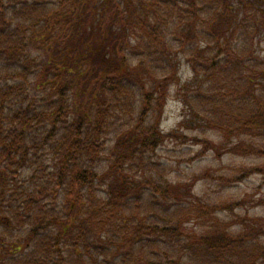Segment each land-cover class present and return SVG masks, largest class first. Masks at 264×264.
Segmentation results:
<instances>
[{"label": "trees", "instance_id": "obj_1", "mask_svg": "<svg viewBox=\"0 0 264 264\" xmlns=\"http://www.w3.org/2000/svg\"><path fill=\"white\" fill-rule=\"evenodd\" d=\"M263 42L264 0H0V264H264L154 160L182 58L185 122L264 158Z\"/></svg>", "mask_w": 264, "mask_h": 264}, {"label": "rangeland", "instance_id": "obj_2", "mask_svg": "<svg viewBox=\"0 0 264 264\" xmlns=\"http://www.w3.org/2000/svg\"><path fill=\"white\" fill-rule=\"evenodd\" d=\"M258 49L264 54V42ZM180 56L183 55L180 53ZM193 76L187 61L182 58L178 81L170 88L159 126L165 133L180 131L178 138L166 141L157 151L154 160L161 166L155 176L160 179L159 175H163L182 185L192 183L193 195L203 203L222 205L228 202L231 207L218 211L217 216L232 228L241 230L244 223L249 224V219L264 216V207L260 204L264 198V175L258 172L241 181L232 180L240 178L245 168H264V158L227 153V146L234 141L232 138L223 142L216 130L185 122L187 109L179 89ZM184 124L187 125L181 129ZM207 144L222 148L216 151L206 147ZM140 176L136 174V177ZM203 225V222L191 218L187 231L198 230Z\"/></svg>", "mask_w": 264, "mask_h": 264}]
</instances>
